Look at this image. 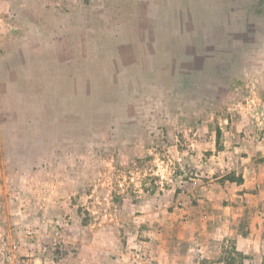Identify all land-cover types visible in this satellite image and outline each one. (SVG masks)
Masks as SVG:
<instances>
[{
  "label": "rangeland",
  "instance_id": "374dc122",
  "mask_svg": "<svg viewBox=\"0 0 264 264\" xmlns=\"http://www.w3.org/2000/svg\"><path fill=\"white\" fill-rule=\"evenodd\" d=\"M258 178L264 0H0V264H264Z\"/></svg>",
  "mask_w": 264,
  "mask_h": 264
},
{
  "label": "crops",
  "instance_id": "0c3cea01",
  "mask_svg": "<svg viewBox=\"0 0 264 264\" xmlns=\"http://www.w3.org/2000/svg\"><path fill=\"white\" fill-rule=\"evenodd\" d=\"M256 182H257L258 186H260V185L264 186V181H260L259 178H258V180H254V181H253V180H250V181H247V180H246V182L244 183V185L249 186L251 183H256ZM263 198H264V197L259 198V200H261V199H263ZM258 204H260V202H258ZM263 215H264L263 212H262V215H259V213H258V217H259L260 221H264V217H263ZM254 225L257 226V222H254ZM254 233H256V235L253 234L252 238L257 237V239L260 238L259 240L262 241L263 233H261V232L258 233V232H256V231H255ZM259 236H260V237H259ZM243 244H244L243 249H244V250H247L248 247H249V245L246 246V244H248L246 239H243ZM256 247L258 248V251H259L260 246L257 244V245H255V248H256ZM257 256H258V255H257Z\"/></svg>",
  "mask_w": 264,
  "mask_h": 264
}]
</instances>
